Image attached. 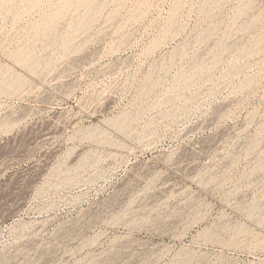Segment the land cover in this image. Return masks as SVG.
I'll use <instances>...</instances> for the list:
<instances>
[{
	"label": "rangeland",
	"instance_id": "obj_1",
	"mask_svg": "<svg viewBox=\"0 0 264 264\" xmlns=\"http://www.w3.org/2000/svg\"><path fill=\"white\" fill-rule=\"evenodd\" d=\"M0 264H264V0H0Z\"/></svg>",
	"mask_w": 264,
	"mask_h": 264
},
{
	"label": "bare ground",
	"instance_id": "obj_2",
	"mask_svg": "<svg viewBox=\"0 0 264 264\" xmlns=\"http://www.w3.org/2000/svg\"><path fill=\"white\" fill-rule=\"evenodd\" d=\"M256 206V205H255Z\"/></svg>",
	"mask_w": 264,
	"mask_h": 264
}]
</instances>
